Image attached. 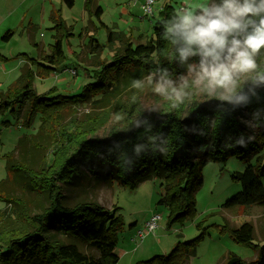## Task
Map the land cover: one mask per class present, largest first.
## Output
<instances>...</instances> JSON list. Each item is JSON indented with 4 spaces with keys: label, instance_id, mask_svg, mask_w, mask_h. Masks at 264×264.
<instances>
[{
    "label": "trees",
    "instance_id": "trees-1",
    "mask_svg": "<svg viewBox=\"0 0 264 264\" xmlns=\"http://www.w3.org/2000/svg\"><path fill=\"white\" fill-rule=\"evenodd\" d=\"M60 2L72 7L74 0ZM93 4L94 0H84L85 10L99 19L101 7L96 6L92 11ZM175 11L173 5L164 3L153 24L151 39L123 43L110 60L97 62V68L90 71L92 80L84 84L80 93L69 95L54 88L36 93L33 86L35 76L47 77L63 62V39L71 33L59 12L55 10L51 13L53 41L42 57L44 62L27 57L26 65L14 81L16 87L10 84L0 93L1 109L10 106L11 113L17 114L23 108L25 127H30L34 116L38 115V131L47 130L53 138L50 155L47 154V161H42L44 167H40L41 171L40 168L35 171L22 165L32 185L47 194L46 205L37 212L29 213L23 209L15 213L10 219L11 224L0 229V264H115L118 261L114 248L123 226L118 207L108 209L96 201L82 199L68 204L64 201L60 183L82 182L86 172L109 183L116 180L130 188L145 179L159 178L163 193L158 203L167 207L166 224L169 227L194 216L195 193L202 184L201 170L209 155L213 159L235 155L242 160L264 149V111L259 121L252 116L256 110H264V89L260 90L259 99L254 98L248 106L229 112L218 109L217 100L213 98L194 101L188 106L171 102L152 113L138 105L133 96L123 102L117 99L121 88L133 87L134 81H140L158 67L169 69L172 77H180L187 70V66L181 67L173 62L174 48L164 32V22ZM99 24L107 30V44L118 38L102 21ZM12 35L13 31L8 28L0 39L8 41ZM89 44L94 51L104 47L91 37ZM259 65L256 71H264V59ZM87 99H92L96 107H103V112L93 114L88 124L76 121L75 117L67 123L62 121L64 111ZM108 113L115 115L114 123L107 135L96 136L97 124ZM138 117L148 118L154 126L153 133L162 132L167 136L169 146L166 155L151 151L142 153L140 157L134 155V145L146 143V134L143 128L125 129ZM239 117L258 125L253 127L254 140L246 147H225V143L234 144L241 135L246 140L249 137ZM4 123L7 125L6 121ZM201 130L204 135L198 134ZM116 143L121 145L120 149L110 153L109 149ZM120 151L127 152L133 159L131 170H127L118 159ZM10 161L8 158V169L13 168ZM263 177L264 160L262 156H257L253 163H248L242 171L232 175L240 182L241 188L221 207H242L245 211L257 206L261 216H264ZM50 227L75 241L66 242L51 236ZM228 230L233 240L252 248L256 256L244 260L228 252L222 264H264V243L255 242L251 222L243 221ZM202 234L191 240L178 241L169 253L154 255L137 264H187ZM77 242L84 243L90 250H82Z\"/></svg>",
    "mask_w": 264,
    "mask_h": 264
},
{
    "label": "rangeland",
    "instance_id": "rangeland-1",
    "mask_svg": "<svg viewBox=\"0 0 264 264\" xmlns=\"http://www.w3.org/2000/svg\"><path fill=\"white\" fill-rule=\"evenodd\" d=\"M141 2L142 0H94L91 10L96 6L101 7V15L97 19L85 10L84 0H74L72 7H67L60 0H0V35L8 28L13 31L8 41L0 39V93L10 84L16 87L14 81L20 74V67L26 65L27 57L43 61V55L48 52V44L53 41V23L49 16L55 10L71 32L69 37L63 39L64 60L47 77L35 76L33 86L36 93H44L54 88L57 92L69 95L80 93L84 84L92 80L90 71L97 68V62L110 60L114 51H118L123 43L151 39L153 24L164 3H170L178 10L195 8L204 0H155L154 13L151 16L143 15ZM100 21L118 36L110 44L106 42L107 30L99 24ZM90 37L102 44L103 49L92 50ZM263 59L264 48L256 57L257 66ZM183 75L189 81L184 104L188 106L194 101L210 98L192 83L193 78L188 76L187 70ZM148 76L149 74L141 78V87L121 88L117 99L123 102L133 96L138 105L156 109L175 102L174 99L170 100L156 93V83L153 81L149 84ZM172 78L177 79L178 76ZM98 112H103V107H96L92 104V99H87L75 104L73 109L64 111L61 117L66 123L71 117H75L76 121L88 124L89 118ZM23 116V108L14 114L11 113L10 106L6 109L0 107V229L11 224L10 219L15 213L23 209L29 213L37 212L47 202V194L32 185L30 176L23 171V166L35 171L43 168L47 154L50 155L53 138L47 130L38 131V115L34 116L30 127L24 126L26 121ZM114 116L108 113L97 124L96 136L107 135L109 127L114 123ZM239 120L248 136L253 137L254 128L249 126L250 121L245 117H239ZM257 156H262L264 160V149L242 160L235 155H229L225 159H213L209 155L201 170L202 184L195 193L194 216L181 223L175 222L169 227L166 224L167 207L158 203L163 193L159 178L145 179L130 188L116 180L109 183L106 179L95 178L86 172L82 182L60 185L64 201L68 204L82 199L96 201L108 209L118 207L117 212L121 215L123 226L118 232L114 248L119 256L115 264H137L154 255H165L178 241L191 240L200 233L203 234L187 264H222L228 252L250 260L256 256V251L233 240L228 229L243 221H249L254 227L255 242L262 244L264 216H261L257 206L243 211L242 207L223 208L221 204L241 188L240 182L233 179L232 175L242 171L248 163H253ZM8 158L13 166L11 169L7 168ZM40 174L44 175L41 172ZM262 183L264 185V177ZM152 214L161 215L154 231L146 233L142 238L135 237L136 230L143 227ZM49 234L62 241H75L55 227L49 228ZM77 244L84 251L90 250L84 243Z\"/></svg>",
    "mask_w": 264,
    "mask_h": 264
},
{
    "label": "clouds",
    "instance_id": "clouds-1",
    "mask_svg": "<svg viewBox=\"0 0 264 264\" xmlns=\"http://www.w3.org/2000/svg\"><path fill=\"white\" fill-rule=\"evenodd\" d=\"M167 40L174 48L172 60L177 65L187 66L192 83L201 88L210 98L217 100V108L224 112L248 106L264 89V71L257 70L256 57L264 48V0H204L195 8L176 10L163 24ZM194 61V62H193ZM255 73V75H249ZM149 84L155 81L154 91L179 104L188 94V77L172 78L167 68L158 67L147 78ZM141 81H134V87H141ZM230 106V107H229ZM155 107L145 109L152 113ZM262 111L253 112V119L259 121ZM119 119V117H118ZM250 127L258 126L248 122ZM153 124L147 117L132 121V128H143L146 143H137L133 153L140 157L151 151L166 155L169 140L164 133H153ZM198 134L204 135L201 130ZM247 140L241 135L234 144L246 147ZM119 143L113 150L120 149ZM118 159L131 170L133 159L127 152L120 151Z\"/></svg>",
    "mask_w": 264,
    "mask_h": 264
},
{
    "label": "built area",
    "instance_id": "built-area-1",
    "mask_svg": "<svg viewBox=\"0 0 264 264\" xmlns=\"http://www.w3.org/2000/svg\"><path fill=\"white\" fill-rule=\"evenodd\" d=\"M154 2L155 0H142L140 7L144 16L153 15ZM71 72L74 73V70H71ZM160 217V214H152L149 219L144 223L143 227L136 230L135 237L142 238L146 233L153 232L157 226V221L160 219Z\"/></svg>",
    "mask_w": 264,
    "mask_h": 264
},
{
    "label": "crops",
    "instance_id": "crops-1",
    "mask_svg": "<svg viewBox=\"0 0 264 264\" xmlns=\"http://www.w3.org/2000/svg\"><path fill=\"white\" fill-rule=\"evenodd\" d=\"M24 64H25V63H24ZM23 66H24V65H23ZM23 66H22V67H23ZM22 67H20V70H21Z\"/></svg>",
    "mask_w": 264,
    "mask_h": 264
}]
</instances>
